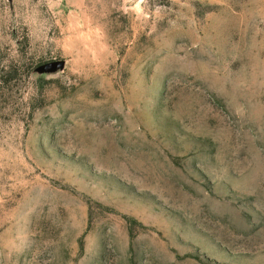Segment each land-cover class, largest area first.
<instances>
[{
    "label": "rangeland",
    "instance_id": "obj_1",
    "mask_svg": "<svg viewBox=\"0 0 264 264\" xmlns=\"http://www.w3.org/2000/svg\"><path fill=\"white\" fill-rule=\"evenodd\" d=\"M0 264H264V0H0Z\"/></svg>",
    "mask_w": 264,
    "mask_h": 264
}]
</instances>
